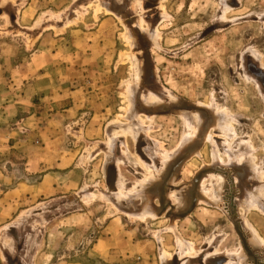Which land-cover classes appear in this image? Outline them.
Segmentation results:
<instances>
[{
	"label": "rangeland",
	"instance_id": "374dc122",
	"mask_svg": "<svg viewBox=\"0 0 264 264\" xmlns=\"http://www.w3.org/2000/svg\"><path fill=\"white\" fill-rule=\"evenodd\" d=\"M2 126L21 142L0 197L4 160L43 153L50 130L62 165L11 167L61 175L55 196L0 202V264H239L213 199L229 172L264 242V0H0Z\"/></svg>",
	"mask_w": 264,
	"mask_h": 264
},
{
	"label": "crops",
	"instance_id": "0c3cea01",
	"mask_svg": "<svg viewBox=\"0 0 264 264\" xmlns=\"http://www.w3.org/2000/svg\"><path fill=\"white\" fill-rule=\"evenodd\" d=\"M69 94L71 97L73 96H79L80 92L75 90H70ZM75 104H73L71 107L68 109L64 110L70 111ZM19 108V107H18ZM6 109H9V117H13L12 114L14 113L12 109L13 106L9 105L6 107ZM17 115V111H15V114ZM8 117V116H7ZM17 117V116H16ZM15 117V118H16ZM24 120L26 119H21L18 121L19 123L25 122ZM53 118H51L48 122L49 125L52 126ZM38 127V126H37ZM42 128V127H41ZM92 125L90 124L86 130L84 129L83 135L89 136V132L92 130ZM19 130L17 129H12V128H6L4 126L1 127V134H0V156L7 154L8 157L12 154V151L16 149L17 143H20V139H16L15 135L18 136L16 131ZM21 130V128H20ZM52 131L50 130V137H49V142L46 144V146L43 149V153L36 154L34 157H30L29 159L26 160L24 163H16L13 160L9 159L4 160L5 164H10L11 166L8 168L7 172L10 171V173H7L6 176L9 177H3V181L5 183H9L11 185L9 188H6L5 191L3 192L2 196L0 197V202L4 201V199H7L10 202H15L19 200H31L32 198H38L42 199L43 197H52L58 194V189L59 185L57 184V176L61 175L58 170H51V171H45V173L40 177L39 181L32 183V184H26L23 181L17 180L16 182L13 181L14 177L12 175V170L11 167L17 168V176H21L22 179H26L28 175L36 174L39 172L41 167H43L42 163H49L52 164L53 162L55 163V166L60 168L62 165V161L58 163V158L56 160H53V158L57 157V149L58 147L55 146L57 145V136L51 134ZM36 143L40 146L41 143L39 141H36ZM19 151V150H18ZM42 157H49V160H43ZM64 161H66V155L63 156ZM63 174V173H62ZM264 202V200H263ZM261 216V214H260ZM264 217V216H263ZM77 218L74 217H67L64 220L66 221H74ZM258 220V226L257 224H250L254 227L257 232L259 231V228L261 227L259 224ZM253 229V228H252ZM259 233V232H258ZM129 251H132L134 253H139L138 251L139 248L135 247L134 245L129 246ZM148 252V250H146ZM146 253V252H144Z\"/></svg>",
	"mask_w": 264,
	"mask_h": 264
},
{
	"label": "bare ground",
	"instance_id": "6f19581e",
	"mask_svg": "<svg viewBox=\"0 0 264 264\" xmlns=\"http://www.w3.org/2000/svg\"><path fill=\"white\" fill-rule=\"evenodd\" d=\"M129 96H130V93L128 91V95L126 97L128 100H129ZM187 126L189 129H191L190 123H187ZM218 126L221 129L220 131L222 134H225L227 132L232 131L227 122L226 123L222 122ZM189 136H194V135L191 133V134H189ZM207 139H209V137H207ZM213 158L215 160L217 159L220 161V158L218 157L217 154H213ZM250 164H252V161L250 162ZM212 172L216 173L215 171H212ZM217 173L221 174V175H218L221 182H224V180L226 178L227 188H226V190H224L225 193L220 192V194H218V196L217 195L214 196L215 199H213V203L214 204H217V203L220 204L222 211L231 220L234 227L239 226L242 233L245 231L249 232L248 243L252 247L253 250L262 249L264 242L258 237L256 232L254 230H252V228L245 223V221L243 220L244 217H243L242 213L238 212V211L242 210L244 212V214H247L252 209L259 207V203L257 201H255V198L257 196H255V195L247 196L246 195V196H243V197L239 198L238 200H236L237 199V192H238L237 183H235L234 180L232 179V177L230 176V174H228L229 172L225 173L222 170H220V171H217ZM201 192H200V195L201 194L204 195L208 191H207V189L203 188V186H202ZM176 200H177V206H182L186 202L185 201L186 200V194L185 193H179L178 195H176ZM206 202H207V200H206ZM208 203H210V200L208 201ZM141 218H142V216H141ZM248 243H247V245H248ZM258 261L260 264H264V260L262 261V259H261ZM239 264H254V263L250 257H248L246 254L241 252V254L239 256Z\"/></svg>",
	"mask_w": 264,
	"mask_h": 264
},
{
	"label": "water",
	"instance_id": "95a60500",
	"mask_svg": "<svg viewBox=\"0 0 264 264\" xmlns=\"http://www.w3.org/2000/svg\"><path fill=\"white\" fill-rule=\"evenodd\" d=\"M234 230H235L236 234L238 235L239 239L241 240L242 246H243L247 256L252 259L254 264H260L257 257L253 254V251L247 245V240L245 239V236L243 235L239 226H235Z\"/></svg>",
	"mask_w": 264,
	"mask_h": 264
},
{
	"label": "built area",
	"instance_id": "2783aa9c",
	"mask_svg": "<svg viewBox=\"0 0 264 264\" xmlns=\"http://www.w3.org/2000/svg\"><path fill=\"white\" fill-rule=\"evenodd\" d=\"M130 264H133V263H130Z\"/></svg>",
	"mask_w": 264,
	"mask_h": 264
}]
</instances>
